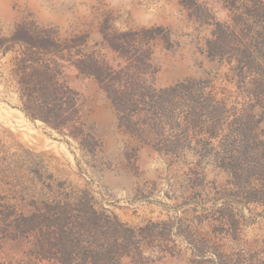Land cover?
Wrapping results in <instances>:
<instances>
[{"label":"rangeland","instance_id":"1","mask_svg":"<svg viewBox=\"0 0 264 264\" xmlns=\"http://www.w3.org/2000/svg\"><path fill=\"white\" fill-rule=\"evenodd\" d=\"M19 61L56 66L59 133ZM215 256L264 264V0H0V264Z\"/></svg>","mask_w":264,"mask_h":264},{"label":"trees","instance_id":"2","mask_svg":"<svg viewBox=\"0 0 264 264\" xmlns=\"http://www.w3.org/2000/svg\"><path fill=\"white\" fill-rule=\"evenodd\" d=\"M12 72L16 83L21 110L33 120H39L56 132L71 120L73 103L66 97L68 91L56 78V66L43 61H19ZM115 93V89H113ZM119 93L118 99L121 101ZM71 138H76L69 133ZM206 264H252V260L240 257L215 256Z\"/></svg>","mask_w":264,"mask_h":264}]
</instances>
